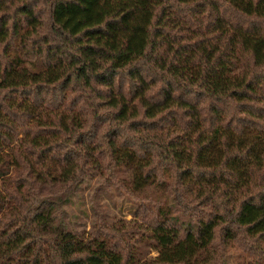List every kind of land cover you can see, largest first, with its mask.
<instances>
[{
	"label": "trees",
	"instance_id": "trees-1",
	"mask_svg": "<svg viewBox=\"0 0 264 264\" xmlns=\"http://www.w3.org/2000/svg\"><path fill=\"white\" fill-rule=\"evenodd\" d=\"M102 175L81 237L68 205ZM123 181L169 201L109 225ZM236 240L264 255V0H0V264H211Z\"/></svg>",
	"mask_w": 264,
	"mask_h": 264
},
{
	"label": "rangeland",
	"instance_id": "rangeland-1",
	"mask_svg": "<svg viewBox=\"0 0 264 264\" xmlns=\"http://www.w3.org/2000/svg\"><path fill=\"white\" fill-rule=\"evenodd\" d=\"M104 179L105 175L98 176L92 183L86 184L80 194L68 205L70 227L81 237H88L95 228L98 218L92 206L91 196L98 186L104 182ZM122 185L121 190L123 194L114 186H109V190L100 192L97 198V207L102 211L105 217L104 220L109 225L115 227L127 226L130 228L138 226L139 222H143L139 217L135 216V212L137 209L141 210L143 206L152 208L153 195L155 198L167 199L169 201L167 193L157 194L153 191V186L144 188L143 194H138L128 186L127 181H123ZM143 235V228L141 230H133V236L140 239V241L136 242H141L140 247L145 252H150V247L145 246L146 241L142 239ZM142 242L144 243V247ZM247 243L246 241L241 242L239 240L230 242L225 247L226 252L224 256L211 264H264V255L260 252L248 251ZM262 245L264 246V242Z\"/></svg>",
	"mask_w": 264,
	"mask_h": 264
}]
</instances>
